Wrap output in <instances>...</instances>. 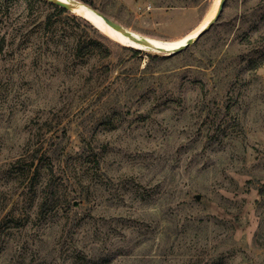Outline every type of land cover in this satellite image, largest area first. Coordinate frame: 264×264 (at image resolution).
Instances as JSON below:
<instances>
[{"label":"rangeland","instance_id":"1","mask_svg":"<svg viewBox=\"0 0 264 264\" xmlns=\"http://www.w3.org/2000/svg\"><path fill=\"white\" fill-rule=\"evenodd\" d=\"M56 1L0 0V264H264V0Z\"/></svg>","mask_w":264,"mask_h":264},{"label":"water","instance_id":"2","mask_svg":"<svg viewBox=\"0 0 264 264\" xmlns=\"http://www.w3.org/2000/svg\"><path fill=\"white\" fill-rule=\"evenodd\" d=\"M52 1H54L59 6H62V7H65L66 9H68V7L64 3L60 2V1H56V0H52ZM223 3H224V0H220L219 1L217 10H216L214 16L212 17V19H210V21L207 23V25H205L204 27H202L200 29V31L196 34L195 37H187V39L183 43H181L176 48L172 49L171 52L168 53V54H173V53L179 51L180 49L188 46L189 44H191L192 42H194L198 37H200L212 25V23L214 22V20L217 19V17L219 16L220 11L222 9ZM94 11L102 18V20L106 24H108L112 28L119 30L121 33H123L124 35H126L128 37H131L134 41L141 42V43L143 42V39L141 37H136V36L132 35V32L131 31H129V30L125 29L124 27H122L119 23L113 21L112 19H110L106 15H103L102 13H100V12H98L96 10H94ZM126 46H130V45H126ZM131 47H134V46H131ZM135 48L142 49L140 47H135ZM160 50L162 51V49H160Z\"/></svg>","mask_w":264,"mask_h":264},{"label":"trees","instance_id":"3","mask_svg":"<svg viewBox=\"0 0 264 264\" xmlns=\"http://www.w3.org/2000/svg\"><path fill=\"white\" fill-rule=\"evenodd\" d=\"M43 1H45L48 4L52 5L54 7V9L56 10L55 12H60V13H62V12H68L65 7L59 6V5H57L56 3L52 2V1H49V0H43ZM84 2H86L88 5L92 6V3L90 1H84ZM27 6L28 7H26V11H28L29 14H31V15H37L38 14V12L35 10V6L34 5L28 4ZM70 16H71L72 19H78L75 15H70ZM46 18H48V19H47V23L45 25H50V23H51V21H50L51 20V15L48 14L46 16ZM89 26H91V25H89ZM4 43H5V36H2V38L0 39V48L2 46V49H3ZM130 49L134 53L140 52V50L139 49H136V48H130ZM44 205H45V203H43L42 206H44ZM88 261H90V264H98V262H97L98 259L88 260Z\"/></svg>","mask_w":264,"mask_h":264},{"label":"bare ground","instance_id":"4","mask_svg":"<svg viewBox=\"0 0 264 264\" xmlns=\"http://www.w3.org/2000/svg\"><path fill=\"white\" fill-rule=\"evenodd\" d=\"M218 3H219V0H217L216 1V3H215V5L212 7V9H211V11H210V13H209V15H208V17L206 18V21L210 18L209 16H212L213 15V12H215L216 11V8H217V5H218ZM80 13H81V15L83 16V17H85L87 20H89L91 23H93V24H101V22L94 16V15H92V13H90L89 11H87V10H82V11H80Z\"/></svg>","mask_w":264,"mask_h":264}]
</instances>
